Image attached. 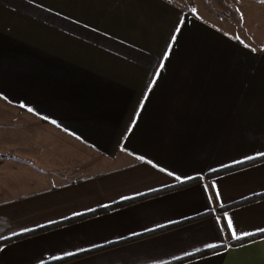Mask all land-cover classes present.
Segmentation results:
<instances>
[{"label": "crops", "instance_id": "0c3cea01", "mask_svg": "<svg viewBox=\"0 0 264 264\" xmlns=\"http://www.w3.org/2000/svg\"><path fill=\"white\" fill-rule=\"evenodd\" d=\"M262 154L258 26L170 0H0V241L203 177L5 245L0 264L110 246L67 264H264V236L233 246L225 220L264 229V198L220 210L264 195V162L205 179Z\"/></svg>", "mask_w": 264, "mask_h": 264}, {"label": "trees", "instance_id": "16d2710c", "mask_svg": "<svg viewBox=\"0 0 264 264\" xmlns=\"http://www.w3.org/2000/svg\"><path fill=\"white\" fill-rule=\"evenodd\" d=\"M262 162H264V156L256 157V158L241 162V163L236 164V165H231V166L219 169L217 171L210 172V173L205 175V179L211 180V179H213L215 177H218V176H221V175H225V174H228V173H231V172H234V171H237V170H240V169H243V168L258 164V163H262ZM199 181H200V178H195V179L189 180V181H187L185 183H179V184H177V185H175V186H173L171 188H168L166 190L157 191V192H154V193H151V194H148V195L136 198V199H132V200H129V201L114 205V206L106 208V209H102V210H99V211L91 212V213H88V214H85V215H81V216L75 217L73 219H69L67 221H63V222L58 223L56 225H52V226H49V227H44V228H41V229H38V230H35V231L27 232V233H24V234H21V235H18V236H14V237L2 240V241H0V248H2L5 245L21 241V240H24V239L32 237V236L43 234L45 232H48V231L56 229V228H60V227H63V226H68V225H72V224H75V223H79L81 221L87 220V219L92 218L94 216L105 214V213H108V212L116 210V209H120V208H124V207L130 206V205H132L134 203H137V202H140V201H143V200L155 197V196H159V195L165 194V193L170 192V191H174V190H178V189H183V188L189 187V186H191L193 184L198 183ZM260 198H264V195H260V196H258L255 199H250V200H247V201H243V202L237 203V204L229 206V207L221 208L220 210L225 212L228 209H231V208H234V207H237V206H241V205L250 203V202H252V201H254L256 199H260ZM196 220L197 219H195L193 221H196ZM172 228H175V227H172ZM172 228H169V229H166V230H171ZM262 236H264V234L258 235V236H253V237L247 238V239L242 240V241L233 242V243H231V245H233V246L242 245V244H245V243H248V242L252 241L253 239H256V238H259V237H262ZM112 247H114V246L105 247V248L93 251L91 253H84V254H81V255L76 256V257H72V258H69V259H64V260H61V261H56V262L49 263V264H67V263H70V262H72V261H74L76 259L83 258L85 256H88V255H91V254H94V253H97V252H101V251L110 249ZM213 252H215V251H212V250L211 251H207V252L201 253L200 255H197L196 257H203V256L209 255V254H211ZM196 257H194V258H196Z\"/></svg>", "mask_w": 264, "mask_h": 264}, {"label": "rangeland", "instance_id": "374dc122", "mask_svg": "<svg viewBox=\"0 0 264 264\" xmlns=\"http://www.w3.org/2000/svg\"><path fill=\"white\" fill-rule=\"evenodd\" d=\"M175 5L184 8L185 10L193 11L202 18L211 22H216L217 19L226 18L227 20L239 21L241 16L247 21L250 27L258 26L259 31L264 30V19L257 18L258 23L253 24V20L248 15L243 16L239 11L245 4H253L254 2L262 3L261 0H170ZM264 5V3H263ZM257 9L262 10L257 6ZM262 16V13H260ZM256 20V21H257ZM238 23V22H237ZM263 27V28H262Z\"/></svg>", "mask_w": 264, "mask_h": 264}, {"label": "snow or ice", "instance_id": "6c2138e0", "mask_svg": "<svg viewBox=\"0 0 264 264\" xmlns=\"http://www.w3.org/2000/svg\"><path fill=\"white\" fill-rule=\"evenodd\" d=\"M261 2L264 3V0H261ZM241 18L243 19V17H241ZM177 32H179V28H177ZM173 39H175V36L173 37ZM167 58H168L167 57V54H165L164 59L166 60ZM163 68H164V63L161 62L160 65H159L158 70L154 74L155 77H157V78L159 77L160 70H162ZM151 83L154 85L156 83V80L153 79ZM28 110L29 111H32V109H30V108ZM262 155H264V154H262ZM153 167H155V165H153ZM160 171L161 172H164L165 169L161 168ZM167 175L170 176V177H173L174 180L177 181V182H179V183H185V182H187V181L192 180V179L195 178L193 176H188V177H185V178H181V176L176 175V174H174L172 172H168ZM200 179H203V177H200ZM212 187L214 189L216 188L215 183H213ZM205 189L207 191V186H205ZM215 196H216V200L219 201L220 200V193H219V191H216ZM209 200L211 202V197H209ZM225 220H226V228L230 232L231 239L233 241H242V240H245L247 238L253 237L254 235H257L258 233L259 234H264V229H259V230H257V232H244V233H239L238 234V232L234 228L232 219L231 218H228V217H225ZM206 247L209 248V249H214V248L217 247V244H214V243L213 244H208ZM196 251L198 252L200 250L197 249ZM67 255L71 256L72 253H67ZM56 259H59V257H56Z\"/></svg>", "mask_w": 264, "mask_h": 264}]
</instances>
